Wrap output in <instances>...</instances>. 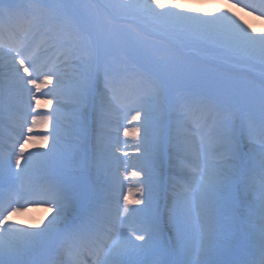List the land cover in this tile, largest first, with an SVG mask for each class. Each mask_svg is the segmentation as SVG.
Here are the masks:
<instances>
[{
  "label": "snow or ice",
  "instance_id": "1",
  "mask_svg": "<svg viewBox=\"0 0 264 264\" xmlns=\"http://www.w3.org/2000/svg\"><path fill=\"white\" fill-rule=\"evenodd\" d=\"M221 3L0 0V120L14 133L0 138V264H264V31L232 10L264 21V0ZM103 96L135 125L114 143L98 132L101 193L86 168ZM68 103L81 141L70 154L58 151ZM121 129L134 166L117 155ZM166 161L188 178L165 181ZM40 208L47 223L21 221Z\"/></svg>",
  "mask_w": 264,
  "mask_h": 264
},
{
  "label": "bare ground",
  "instance_id": "2",
  "mask_svg": "<svg viewBox=\"0 0 264 264\" xmlns=\"http://www.w3.org/2000/svg\"><path fill=\"white\" fill-rule=\"evenodd\" d=\"M95 2L99 3V0H95ZM161 2L163 3V2H165V0H161ZM169 2H170V0H169ZM178 2H182L185 5H187L188 7H200V8H203L205 11H209V12L215 10L214 7H213V3L209 2V0H178ZM215 5L219 6V7L223 6L222 3H221V0L218 3H216ZM232 10L236 11L237 15L240 16L241 19H243L246 23H249V24L253 25L256 28L257 32L264 31V23H263V21L256 20L254 17L249 16L246 13H242L238 9H232ZM42 38L43 37L41 36V38L38 39L39 43L44 42V40L46 41V39H42ZM38 41H37V43H38ZM48 50H50V51H47V53L49 52V54H48V56L45 59L48 60V61H51V62H56L57 61V57L60 56V51L56 47H55V49H53L51 47ZM2 69L3 68H0V80H2L1 79L2 77H6V74H7V73L3 72ZM105 97L106 96L102 97V112H101V114L103 113V114H106V115L110 116V115H114V114L120 113V111L118 110V108L116 106H114L112 104H110V105H104L103 104L104 101H106V102L109 101ZM73 111H76L75 108L73 109ZM93 118H95V117L93 116ZM77 121L78 120H74V123L78 124ZM6 122H8L6 119L0 120V125L8 124ZM61 123H62V125H61L62 129H71V128H73L72 124H71V123H73V121H71V120L62 119ZM114 126L118 127V125H113L110 128H114ZM9 127H10V132L12 133L13 132L12 131V125H10ZM75 128L77 129V127H75ZM168 129H169V126H168ZM168 129H167V131H168ZM97 130H96L97 134L99 132V133H106L108 136H110V135L112 136L111 132H109V131H105L104 129H102V130L99 129L98 131ZM38 131H43V130L42 129H38ZM10 132H9V135L4 136V138L11 139V137L14 135V133L11 135ZM0 133H1V130H0ZM116 136L117 135L113 136L112 140H115ZM171 136H172V134H171ZM89 138H92V136H90ZM129 138H131V137H129ZM131 139H133V138H131ZM119 140H120V143L118 145L119 151L117 152V155L121 156V159L126 162V165H129L130 163L133 164L134 161L132 159L133 158L132 156L135 155V153H133L132 146L129 145V144H126L123 141L122 136H120V135H119ZM73 141L74 140L71 139V135H68V134L67 135H63V134L60 135V142L58 144V147H59L58 151L62 152L63 151L62 149H65L66 151L64 153H66V154L72 153L73 148L78 147V146H76L77 144L75 142H73ZM61 146H63V147H61ZM89 147H90V152L94 153L95 143L93 142V140H91V141L89 140ZM29 150L30 151H45L46 149L41 148V147L30 146ZM124 152H127L129 155L128 156H124L123 155ZM165 163H168V162L166 161ZM89 164L91 165V163H89ZM173 164H175V162H173ZM167 165H169V163ZM173 167H175V166H173ZM164 169H165V167H164ZM166 169H169V168H166ZM134 170H135V167H134ZM128 171H129V173L131 172L130 170H128ZM171 171L174 172L175 174H178L179 177H181L180 180H174L175 178H169V177H165L164 176L165 181L172 180L173 182L181 183L185 179L188 178L187 173L184 172V171H181V169L179 167L177 168V170L174 171V169H173ZM34 178H40V177L37 176V177H34ZM89 178H90L89 182L93 183L96 186L98 191L103 193V192H105L107 190L108 185L106 183V179H105V176L103 174V170L102 169H99L98 173H96V174H94V173L92 174L91 173V175H89ZM121 179L123 180V177H121ZM130 182H133L131 180V178H130L129 181H125L124 183L127 186V184L130 183ZM125 192H126V187H125ZM164 194L167 195V187L165 188ZM31 212L33 213V216H31L29 214V212H28V213H26V214H24L23 216L20 217V219H21V221L23 223L31 224L33 222H39L41 220H44V222L47 223V221L45 220V217L48 216V213H47L46 209H44V208L34 209V210H31L30 213ZM42 226L43 225H41V227ZM150 258H152L151 255L146 257V259H150ZM48 259H50L52 261H56L57 260V252L55 250V246L54 245L50 248V250L48 252Z\"/></svg>",
  "mask_w": 264,
  "mask_h": 264
},
{
  "label": "rangeland",
  "instance_id": "3",
  "mask_svg": "<svg viewBox=\"0 0 264 264\" xmlns=\"http://www.w3.org/2000/svg\"><path fill=\"white\" fill-rule=\"evenodd\" d=\"M219 1L220 0H209V2H211L213 4L215 2L218 3ZM4 2L11 3L13 5L19 6L22 9H27L30 5H32L34 3L51 2V0H4ZM102 2H104V0H99V3H102ZM263 23H264V21H263ZM41 36L43 37L42 39H46V41L48 40L47 36H45L43 33H40V34H38L36 36V42L38 41L39 38H41ZM38 43H39V41H38ZM49 48H51V46H48V49ZM52 48L55 49V47H52ZM47 51H50V50H47ZM48 54H49V52L48 53L46 52L45 57H47ZM75 63L76 64H81L82 69L85 68V65L81 61L77 60V61H75ZM2 70H3V72L7 73L6 69L3 68ZM102 73H103V69H101L100 73L98 74V78L96 80V88H97L98 91H100V89L102 87L101 84H100V80L105 78ZM68 77H69V79H71V70L68 71ZM4 78L5 77H2L1 79H4ZM105 98L107 100H109V101H107V102L104 101L103 102L104 105L112 104V105L117 107V105L115 104L114 101H111L107 96ZM74 108H75L76 111H73ZM45 111H47V110L45 109ZM78 114H79V109H77L76 106L72 105L71 103L65 104L63 106V108H62L61 120L62 119H68V120L73 121V123H71L73 128H71V129H62L61 128L60 135H62V134L63 135H67V134L71 135V139H73L74 140L73 142H75L77 144L76 146H79V144L81 143L80 138L77 135L80 132L79 123L78 124L74 123V120H77ZM101 115L106 117V119L104 120L102 125H98L97 122H96V112L93 111V116L95 118H93L92 121H91V129H90L89 135L92 136V138H89V140L90 141L93 140V142L95 144H96V136H97L96 130L97 129L98 130L99 129L100 130L104 129L105 131L111 132L112 136L110 135V137H111V140H112L113 136L117 135V132H116V128L117 127L114 126V128H109L110 125H118L119 126L122 123L124 126L129 127V128L134 127V125H135V122H131V123L129 122L130 117L128 119H124L123 116L121 115V112L117 113V115L112 117V118L109 117L106 114H103V113ZM110 116H112V115H110ZM6 123H8V122H6ZM168 124H169L168 135H169V137H171V134H172V136H174L175 135V128H174V125H173V122H172L171 118L169 119ZM61 125H62V123H61ZM9 126H10L9 123L6 124V125H0V130H1L0 138H3V136L8 135ZM75 127H77V129ZM39 132H42V131H39ZM119 135L122 136L123 141L126 144H129V145L132 146L133 153H135V155L132 156L133 157L132 159H133L134 162H133V164L130 163L129 165H133V166L136 165L137 164L136 148H135L136 141L134 139L129 138V137H127V138L124 137L123 134H122V129H121ZM112 142L114 143L115 140H112ZM35 147H41V146L39 144H37ZM61 147H63V146H61ZM77 148L78 147L73 148L72 153L76 152ZM62 150H63L62 152L66 151L65 149H62ZM89 163H91V165ZM167 164L168 163H165V165H164L165 169L169 168V169H166V170L164 169L165 177L175 178L174 180H180L181 177H179L178 174H175L174 172L171 171L173 169H174V171L177 170L178 167L177 166L173 167L170 164L169 165H167ZM126 166H128V165H126ZM75 170L76 169H73V171H75ZM128 170L134 171V167L130 166V167H128ZM98 171H99V168L97 167V153H96V147H95L94 148V153L90 152L88 163H87L86 175H87L88 180H90L89 175H91V173L92 174L93 173L96 174V173H98ZM29 214L31 216H33L32 212L31 213L29 212ZM90 261H88L86 264H89Z\"/></svg>",
  "mask_w": 264,
  "mask_h": 264
}]
</instances>
